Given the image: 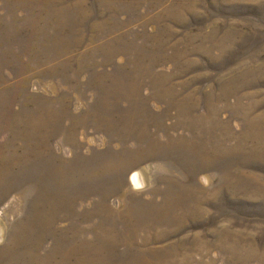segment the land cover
Instances as JSON below:
<instances>
[{
    "label": "rangeland",
    "instance_id": "obj_1",
    "mask_svg": "<svg viewBox=\"0 0 264 264\" xmlns=\"http://www.w3.org/2000/svg\"><path fill=\"white\" fill-rule=\"evenodd\" d=\"M0 264H264V0H0Z\"/></svg>",
    "mask_w": 264,
    "mask_h": 264
}]
</instances>
